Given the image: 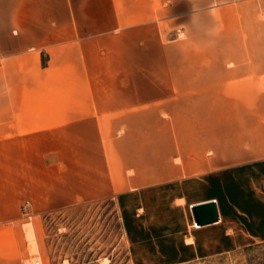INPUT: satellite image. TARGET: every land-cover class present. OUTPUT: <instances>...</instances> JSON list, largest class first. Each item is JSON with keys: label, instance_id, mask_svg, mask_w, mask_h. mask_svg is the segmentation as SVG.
I'll list each match as a JSON object with an SVG mask.
<instances>
[{"label": "rangeland", "instance_id": "1", "mask_svg": "<svg viewBox=\"0 0 264 264\" xmlns=\"http://www.w3.org/2000/svg\"><path fill=\"white\" fill-rule=\"evenodd\" d=\"M263 159L264 0H0V264H132L133 212Z\"/></svg>", "mask_w": 264, "mask_h": 264}, {"label": "crops", "instance_id": "2", "mask_svg": "<svg viewBox=\"0 0 264 264\" xmlns=\"http://www.w3.org/2000/svg\"><path fill=\"white\" fill-rule=\"evenodd\" d=\"M259 166L264 167V159L259 161ZM252 167L250 162L232 161L225 170L196 171L194 175L180 178L178 183L208 180L218 186V192L192 201L184 199L180 204L164 203L161 212L151 211L149 204L143 213L133 212L129 234L132 264H204L263 244L264 180L252 176ZM259 176H264V168ZM185 194L179 196L186 197ZM65 195L69 204L79 202L80 197L87 198L71 187ZM212 199L219 219L195 224L192 205Z\"/></svg>", "mask_w": 264, "mask_h": 264}, {"label": "water", "instance_id": "3", "mask_svg": "<svg viewBox=\"0 0 264 264\" xmlns=\"http://www.w3.org/2000/svg\"><path fill=\"white\" fill-rule=\"evenodd\" d=\"M194 222L203 225L219 219L217 205L214 199L194 204L191 207Z\"/></svg>", "mask_w": 264, "mask_h": 264}]
</instances>
